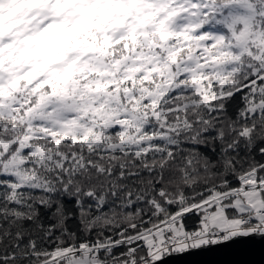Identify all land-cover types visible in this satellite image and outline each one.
Listing matches in <instances>:
<instances>
[{
	"label": "snow or ice",
	"instance_id": "1",
	"mask_svg": "<svg viewBox=\"0 0 264 264\" xmlns=\"http://www.w3.org/2000/svg\"><path fill=\"white\" fill-rule=\"evenodd\" d=\"M256 239L264 0H0V264Z\"/></svg>",
	"mask_w": 264,
	"mask_h": 264
},
{
	"label": "water",
	"instance_id": "2",
	"mask_svg": "<svg viewBox=\"0 0 264 264\" xmlns=\"http://www.w3.org/2000/svg\"><path fill=\"white\" fill-rule=\"evenodd\" d=\"M163 264H264V240L249 242L243 254H230L227 250L217 252H193L188 255H173Z\"/></svg>",
	"mask_w": 264,
	"mask_h": 264
}]
</instances>
